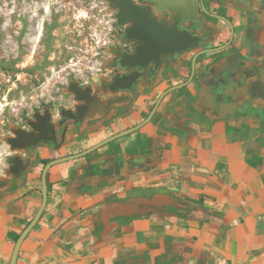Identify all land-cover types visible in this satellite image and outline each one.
<instances>
[{"label": "crops", "instance_id": "crops-1", "mask_svg": "<svg viewBox=\"0 0 264 264\" xmlns=\"http://www.w3.org/2000/svg\"><path fill=\"white\" fill-rule=\"evenodd\" d=\"M230 18V43L162 69L125 106L102 111L65 150L80 152L140 128L47 172L41 215L16 264H264V0H205ZM218 33L229 25L208 18ZM137 88V86H136ZM118 105V103H117ZM37 146L30 170L0 195V264L41 202Z\"/></svg>", "mask_w": 264, "mask_h": 264}, {"label": "rangeland", "instance_id": "rangeland-1", "mask_svg": "<svg viewBox=\"0 0 264 264\" xmlns=\"http://www.w3.org/2000/svg\"><path fill=\"white\" fill-rule=\"evenodd\" d=\"M114 12L106 0H0V178L8 138L34 113L56 118L74 85L109 80Z\"/></svg>", "mask_w": 264, "mask_h": 264}, {"label": "flooded vegetation", "instance_id": "flooded-vegetation-1", "mask_svg": "<svg viewBox=\"0 0 264 264\" xmlns=\"http://www.w3.org/2000/svg\"><path fill=\"white\" fill-rule=\"evenodd\" d=\"M131 1L137 6L146 8L150 16L154 17L157 21H162L166 23V25L168 26H172L176 23L178 28L188 30L193 34H197L203 40L199 43L198 46L189 48L181 53L174 55H163L161 57L160 64L156 69L154 68L153 62L149 63L145 67H141V66L130 67L127 65H123L122 64L123 54L125 53L132 54L133 52H135L138 42L135 39H128L126 37L124 31L127 27L131 26L132 23L128 22L127 24L122 26L118 25L116 20L117 9L115 8V12H114L115 20L113 24L116 27V36L112 46L113 54L110 59L109 67L111 69H110L109 80H102L98 84H94V86L93 84H91L92 86H89L88 84L83 86L74 85V87L80 90L81 93L84 92L85 89L88 90V93L85 96L84 100H79L77 98V94L72 92L75 102L71 106H65V110H70L71 111L70 114L74 116L68 117L65 115H61L60 114V110L62 109L61 107L59 109V114L57 115L56 118H54L50 109L47 106H45L39 112L33 114L32 119L28 120L27 125H23L17 129V130H24L26 132H32L33 134H35V136H37V141L34 145H31L26 148H14L9 143L12 153L8 155L7 164L4 167L6 168L5 172H8V174H3V178H0V195L10 192L11 190H13L15 186L20 184L18 182L15 183L14 179H20V178L23 179L27 176L31 168L29 162L33 157L34 149L37 146H41L44 147L46 150H51L55 152L53 157L39 158L38 163L39 164L41 163L42 165L40 171V176H41L43 166L48 161L54 158L66 156V154L62 153L61 151L65 149L68 136L69 135L76 136L77 134H79L82 126L85 123H87L88 125L93 123L95 117L99 115L102 111H104V114H107L108 112H110V110L116 108L119 109L120 106L121 107L125 106V100L128 99L129 97H132L135 93L139 92L141 85H144L145 83L148 82L155 83L157 80H159L162 69L164 68L170 69L171 67H174L175 64L177 63L178 58L182 57L183 55L189 52L192 53L191 61H190L191 65H190L189 78H192L194 75L195 60L198 56L207 52L220 50L226 47L231 41L233 28L230 18L228 16L222 15L214 11L209 7H206L205 0H190L192 13L186 14L189 16L180 17V19H178L179 16L178 12L168 7H160L158 1L156 0H131ZM236 1L245 2L246 0H236ZM251 1L252 0H248V2ZM108 4L110 5L109 2ZM209 17L221 19L222 21L226 22L230 27V36L224 42L213 46H207V44L214 38V36H216V34L218 33V29L210 23L208 19ZM194 57H195L194 68H193V74L191 75L192 59ZM131 72H140V76L133 82L130 88H117L115 90L111 89V84L115 81L116 77ZM172 87L175 86L167 87L157 95L156 99L154 100L153 104L148 110V114L155 105L158 97L166 90H168V92L173 90L174 88L171 89ZM168 92H166L163 95V97ZM79 111H81L80 115H79ZM36 114L41 116H44L45 114L49 115V122L53 125L54 128L53 139L47 140L44 138H40L41 137L40 132L34 129V127L32 126V123H38V120L35 117ZM15 136L16 134H13V136L9 137L8 140H10V138ZM44 160H47V162L43 163Z\"/></svg>", "mask_w": 264, "mask_h": 264}, {"label": "water", "instance_id": "water-1", "mask_svg": "<svg viewBox=\"0 0 264 264\" xmlns=\"http://www.w3.org/2000/svg\"><path fill=\"white\" fill-rule=\"evenodd\" d=\"M110 5L117 9L116 20L118 25L122 26L128 22L132 23L131 26L127 27L124 31L128 39H135L138 42L135 52L132 54H123L122 64L130 67L141 66L145 67L149 63L153 62L154 68L156 69L161 61L163 55H174L186 51L189 48H193L199 45L203 40L197 34H193L185 29H180L175 23L172 26L166 25L162 21H157L154 17L150 16L146 8L135 5L131 0H106ZM159 3L160 7H168L179 13L178 19L183 16H189L186 14H191L192 7L190 5V0H156ZM188 11V12H187ZM194 60L192 59V71L193 74ZM140 76V72H131L128 74H123L116 77L115 81L111 84V89L115 90L117 88H130L133 82ZM177 85L175 87H178ZM172 87L171 89L175 88ZM73 92L77 94L79 100H84L85 96L88 93V90L85 89L84 92H80L77 88L73 87ZM168 92L166 90L162 93L153 108L150 110L147 117L136 124L133 127L115 133L102 141L84 149L78 153H73L63 157H58L48 161L42 169L41 172V202L30 222L24 227L20 232L18 237L15 240V244L11 253L9 264H16V259L18 252L21 246V243L28 232L32 229L34 224L39 219L41 212L46 203L47 197V183L46 176L49 168L54 164L63 162L69 159L80 157L89 153L90 151L98 148L99 146L119 137L134 131L139 128L144 123L148 122L152 115L154 114L161 98L163 95ZM70 110L61 109L60 114L65 116H74L70 114ZM81 111H79L80 115ZM38 123H32L34 129L40 132V138L51 140L54 138V128L53 125L49 122V115L45 114L44 116L35 115ZM16 136L10 138L9 143L14 148H26L31 145H34L37 141V136L32 132H26L24 130H17L15 132Z\"/></svg>", "mask_w": 264, "mask_h": 264}, {"label": "trees", "instance_id": "trees-1", "mask_svg": "<svg viewBox=\"0 0 264 264\" xmlns=\"http://www.w3.org/2000/svg\"><path fill=\"white\" fill-rule=\"evenodd\" d=\"M45 162H47V160H44V161H43V163H45ZM17 237H18V236H16V238H17Z\"/></svg>", "mask_w": 264, "mask_h": 264}, {"label": "built area", "instance_id": "built-area-1", "mask_svg": "<svg viewBox=\"0 0 264 264\" xmlns=\"http://www.w3.org/2000/svg\"><path fill=\"white\" fill-rule=\"evenodd\" d=\"M108 2V1H107Z\"/></svg>", "mask_w": 264, "mask_h": 264}]
</instances>
